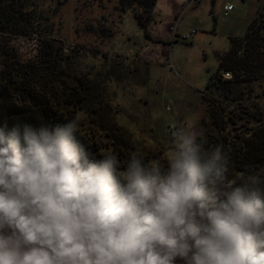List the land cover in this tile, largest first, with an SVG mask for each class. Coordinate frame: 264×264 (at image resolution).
Listing matches in <instances>:
<instances>
[{
    "label": "clouds",
    "instance_id": "1",
    "mask_svg": "<svg viewBox=\"0 0 264 264\" xmlns=\"http://www.w3.org/2000/svg\"><path fill=\"white\" fill-rule=\"evenodd\" d=\"M80 120L0 124V264H264V177L184 124L162 158L96 160Z\"/></svg>",
    "mask_w": 264,
    "mask_h": 264
},
{
    "label": "rangeland",
    "instance_id": "2",
    "mask_svg": "<svg viewBox=\"0 0 264 264\" xmlns=\"http://www.w3.org/2000/svg\"><path fill=\"white\" fill-rule=\"evenodd\" d=\"M28 2L42 14L53 46L62 47L55 64L60 76L51 75L54 87L58 80L67 85L77 77L90 82L86 103L75 116H81L80 132L96 146V160L111 151L123 162L135 149L146 161L162 158V141L179 124L193 126L206 149L221 145L233 152L246 127L264 116V75L236 84L241 90L234 93L237 110L226 111L224 132L221 90L209 85L230 38L245 34L263 12L264 0H157L152 15L141 18L147 19L145 30L135 17L142 9L129 0ZM227 3L233 9L225 13ZM40 38L0 35V61H35Z\"/></svg>",
    "mask_w": 264,
    "mask_h": 264
},
{
    "label": "trees",
    "instance_id": "3",
    "mask_svg": "<svg viewBox=\"0 0 264 264\" xmlns=\"http://www.w3.org/2000/svg\"><path fill=\"white\" fill-rule=\"evenodd\" d=\"M157 0H129L127 4H137L143 14H135L139 26L147 29V19L152 15ZM35 6V5H34ZM28 0H0V35L30 36L37 34L40 38L39 49L35 61H0V124H14L21 127L29 125L33 129L40 125H62L70 120L86 103L90 93L89 86L81 77L72 84L60 82L54 87L51 77L60 76L55 71V64L61 58V48L53 46V39L47 38L48 31L42 26V14ZM46 20V19H45ZM47 22H44V24ZM148 35V34H147ZM242 50V51H240ZM223 72H231L232 79L224 78ZM264 75V10L255 17L242 37H231L229 48L220 54L215 75L209 85L217 92L221 90L219 108L220 129L224 132L226 111L237 110L234 107L238 98L234 93L240 92V84L247 79H258ZM237 83H240L236 85ZM246 84V83H245ZM212 90V88H211ZM215 99V98H212ZM62 112L72 115L66 116ZM74 114V115H73ZM234 114V112H233ZM66 116V117H65ZM229 117H232L229 115ZM218 119V117H217ZM254 126L246 127V136L234 151L224 152L229 159L230 175L247 171L264 177V116L255 118ZM77 138L94 159V142H90L78 129ZM224 134L220 135L221 140ZM209 147H207L208 149Z\"/></svg>",
    "mask_w": 264,
    "mask_h": 264
},
{
    "label": "built area",
    "instance_id": "4",
    "mask_svg": "<svg viewBox=\"0 0 264 264\" xmlns=\"http://www.w3.org/2000/svg\"><path fill=\"white\" fill-rule=\"evenodd\" d=\"M232 9H233V5L231 3H227L224 5L225 13L229 12ZM189 37H191V33L187 34L185 38H189ZM223 77L224 78H231V75L229 72H225V73H223Z\"/></svg>",
    "mask_w": 264,
    "mask_h": 264
},
{
    "label": "water",
    "instance_id": "5",
    "mask_svg": "<svg viewBox=\"0 0 264 264\" xmlns=\"http://www.w3.org/2000/svg\"><path fill=\"white\" fill-rule=\"evenodd\" d=\"M61 41V40H60Z\"/></svg>",
    "mask_w": 264,
    "mask_h": 264
}]
</instances>
